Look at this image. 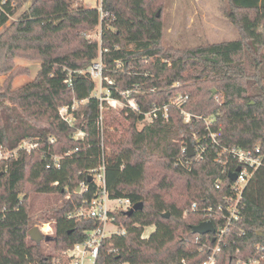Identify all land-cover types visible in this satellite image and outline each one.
Segmentation results:
<instances>
[{"label": "trees", "instance_id": "obj_1", "mask_svg": "<svg viewBox=\"0 0 264 264\" xmlns=\"http://www.w3.org/2000/svg\"><path fill=\"white\" fill-rule=\"evenodd\" d=\"M25 1L6 0L0 13V76L8 74L0 84V147L15 151L30 140L38 148L0 160V264H53L83 242L97 223L76 213L100 193L103 161L109 197L143 203V209L132 216L116 212L126 233L104 241L99 263L200 264L215 244L193 227L206 221L218 227L220 217L208 208L216 210L233 195L230 175L240 164L223 150L234 147H260L263 164L242 193L241 217L217 264L255 257L256 247H264V0H226L238 39L185 49L163 45L157 11L164 0H103L101 10L74 6L73 0H33L7 26ZM97 27L100 41L89 39ZM100 57L103 88L121 101L122 93L135 91L131 98L139 107L113 109L103 133L101 107L112 108L97 97L89 73ZM19 58L40 65L31 82L15 89L13 80L29 73L16 66ZM178 96L187 101L177 106ZM164 105L168 119L159 112L138 128L146 113ZM63 107L72 125L61 117ZM188 142L205 149L200 159L182 153ZM82 182L88 190L78 193ZM36 196L54 200L40 213L54 234L40 242L29 236ZM150 227L154 231L144 237Z\"/></svg>", "mask_w": 264, "mask_h": 264}, {"label": "built area", "instance_id": "obj_2", "mask_svg": "<svg viewBox=\"0 0 264 264\" xmlns=\"http://www.w3.org/2000/svg\"><path fill=\"white\" fill-rule=\"evenodd\" d=\"M5 4L6 0H0V13H5ZM118 66L121 67V64L119 63ZM89 73L93 80L99 86V93L96 94L97 97H99L101 101H107L109 106L113 108L117 107L116 105H119L122 101L112 99L110 89L103 88L104 77L103 63L101 57L93 63V65L89 69ZM105 80L108 84L113 85V82L109 79ZM67 83L71 85L70 80H68ZM132 92L135 91H126L122 93L125 100L127 101V106L125 107L131 109L134 112H138L139 107L136 101L134 99L128 100L129 98H131ZM187 98V96L175 98L173 103L177 106H180L187 101ZM103 111L104 107L102 106L101 112ZM159 112H162L163 118L168 119V106L164 105L158 108L154 107L150 112L146 113L145 121H148V123L153 122L155 119L158 118ZM60 114L61 117L69 125L73 124L72 118L68 113V107L61 108ZM190 118L191 116L189 114H186V123H189ZM98 127L101 133H103V115H101V117L99 118ZM83 137V132H78L76 134V138L83 139ZM211 137L214 139V135H211ZM37 148L38 144L33 143L30 140L24 141L15 151H4L3 148L0 147V160L8 159L17 155V152L19 150L31 152L32 150ZM204 151L205 149L203 148H194L195 155L193 157H189V148L187 144V146L183 148L182 153L184 155H187L189 159H200ZM223 154H226L227 158L237 160V162L240 164V166L238 167L240 171L238 172L237 169L236 171L231 173H237L238 175L237 180L234 181V185L232 186L233 195L226 199L224 205H219L216 210L213 207L208 208V212H216V215L220 217V223L218 227L213 224L215 232L207 234L212 237V240L215 245L211 250V253L208 258L200 264H217V254L221 250V245L227 233L229 232V229L241 217L240 211L242 203V193L247 184L249 183L250 179L254 176L255 172L263 164V156L261 155L260 147H257L254 151L234 147L230 149H224ZM227 163V161L224 162L225 166L227 165ZM185 164L189 165V162L187 161ZM105 170V161H103L100 167L97 169V179L100 187V193L91 201V203L87 207L81 208L76 213L77 216L95 220L97 223V227L90 231H87L85 234L86 238L83 242L77 243L72 248L64 251L60 257L55 258L53 264H100V252L104 241L114 235H125L126 231L124 229H121L116 223L115 214L118 211L128 212L133 208L134 205L129 199H111L109 197L106 189ZM216 187L219 188L220 184L218 183ZM87 190L88 187L84 182H82L77 192L82 193ZM193 209H196V205H193ZM69 217L71 218L72 215H69ZM46 226H48V229H46ZM39 230L41 234L46 237L54 234V228L51 223L42 224V226L39 227ZM153 231L154 227L147 228L143 236L148 237ZM256 249L258 253L255 257L239 259L238 264H264V247L258 245Z\"/></svg>", "mask_w": 264, "mask_h": 264}, {"label": "rangeland", "instance_id": "obj_3", "mask_svg": "<svg viewBox=\"0 0 264 264\" xmlns=\"http://www.w3.org/2000/svg\"><path fill=\"white\" fill-rule=\"evenodd\" d=\"M74 6L82 5L85 8H101L103 0H73ZM33 0L25 1L16 14L10 18L7 26L17 20L26 11ZM229 6L226 0H164L162 8L157 11L163 20L164 39L163 45L166 48L175 47L180 49L195 48L204 44H215L235 41L239 37L238 30L230 23L227 18ZM2 30H0V33ZM100 27L89 32L88 38L100 41ZM16 66L29 70L28 74L20 75L13 80V88L18 89L31 82L39 70V62L26 59H16ZM8 78L7 75L0 76V84ZM96 93H99V86ZM181 97V96H178ZM177 97V98H178ZM128 100H132L129 98ZM127 101L124 99L117 107L105 108L103 111V126L108 128L110 115L116 114L125 108ZM148 121L138 124L142 129ZM112 132V128H110ZM109 152V150H108ZM53 198L49 196H36L34 208L37 214L36 223L33 228H38L44 224L40 213L44 208L52 205ZM32 228V229H33ZM46 239V236H43ZM51 250V245L44 244Z\"/></svg>", "mask_w": 264, "mask_h": 264}, {"label": "water", "instance_id": "obj_4", "mask_svg": "<svg viewBox=\"0 0 264 264\" xmlns=\"http://www.w3.org/2000/svg\"><path fill=\"white\" fill-rule=\"evenodd\" d=\"M158 16H159V13H158ZM216 93H217L216 90H213V95H215ZM188 148H189L188 156L193 157L195 155V152H194V148H193V145L191 142L188 143ZM239 171H240V169H238V172ZM230 177L233 181H236L238 175H237V173H233L230 175ZM142 209H143V203L135 204L133 206V208L130 211H128V215L132 216L135 212H138ZM164 217L168 218L169 214H165ZM193 232L195 234L207 235L209 233H214L215 228H214V225L212 222L206 221V222L199 224L198 226L193 227ZM29 236L33 241H36V242H40L41 239L43 238V235L41 234V232L38 228H33L32 230H30ZM49 239H50V237L47 236L46 240H49Z\"/></svg>", "mask_w": 264, "mask_h": 264}, {"label": "bare ground", "instance_id": "obj_5", "mask_svg": "<svg viewBox=\"0 0 264 264\" xmlns=\"http://www.w3.org/2000/svg\"><path fill=\"white\" fill-rule=\"evenodd\" d=\"M46 229H48V226H46Z\"/></svg>", "mask_w": 264, "mask_h": 264}]
</instances>
